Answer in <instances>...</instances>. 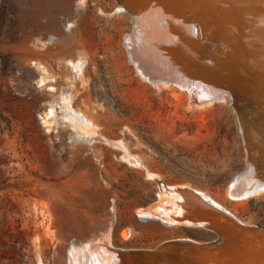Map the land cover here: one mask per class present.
Instances as JSON below:
<instances>
[{"label": "rangeland", "instance_id": "374dc122", "mask_svg": "<svg viewBox=\"0 0 264 264\" xmlns=\"http://www.w3.org/2000/svg\"><path fill=\"white\" fill-rule=\"evenodd\" d=\"M142 1L0 0V264H68L83 247L77 264H102L107 248L210 242L182 225L193 209L174 190L202 194L242 224L264 221V192L227 194L248 166L242 117L258 98L236 83L226 44L206 37L216 22L187 6L180 23L196 48L184 54L172 34L154 56L142 28L155 23L150 5L161 9Z\"/></svg>", "mask_w": 264, "mask_h": 264}, {"label": "bare ground", "instance_id": "6f19581e", "mask_svg": "<svg viewBox=\"0 0 264 264\" xmlns=\"http://www.w3.org/2000/svg\"><path fill=\"white\" fill-rule=\"evenodd\" d=\"M151 1L155 2V4H157L161 10L156 11L157 9H155V5H150L149 9L151 13L150 15L148 14V17H145L148 18V21L146 22L155 23H153L154 25L152 24L153 28H151L149 24L146 23L143 25L142 29L143 32L146 31L144 32L145 36H154V40L152 41L153 43L151 42V46H149V52L153 53L154 56L167 52V42L171 38L172 34H174L173 37L175 34L178 36V49H183L185 51L184 54H190L194 51V47L196 46L194 43L196 40L193 43V37L190 33V29L186 27L187 25L183 26L180 23L189 17L188 15H184V9L187 6L192 5L194 8L195 6L198 7L197 10L201 11L200 14L197 11L199 19L197 15L193 16H195V19L197 16L198 20H200V16H203V19L201 18L202 20L200 22H216V27L212 26L213 28H209L211 30H208L209 34L211 35L206 37L210 38L211 36L213 41L217 40V43L220 45V47V43L223 42L226 44V47H223L222 51L224 54L226 53L225 56H231V58L229 59V62H223L228 65L227 67L232 68L231 71L235 75L234 78L236 79V83L241 86L249 85L250 89L254 91L256 99L258 98V101L256 100L257 108H255L256 110L252 112V115L246 116V114L242 117L244 138L250 151L248 156V166L245 168V172H243V170V173H240L234 179H232L230 186L228 187L227 194L231 197V199L233 198L236 200L249 199L262 194L264 192V151L260 145L264 147V0H209L211 1L210 7L213 9L209 8V5L206 4L208 0L206 3L201 2L200 4L196 2V0H171L170 3L166 0ZM140 2L145 3L142 0H140ZM177 4L178 11H176ZM208 9H217L216 16L214 17L215 10L211 11L214 12L211 13L213 14L212 16L209 12H207ZM192 11L194 10L192 9ZM189 12L190 14L193 13L191 11ZM175 18H178V24H181L178 25L177 29L172 30L171 27L170 30H163L161 28L166 24L164 22L171 24V22H174ZM137 22H139V20ZM205 41H207V39ZM208 41L210 40L208 39ZM214 43H216V41ZM211 49L215 50L216 48L212 47ZM215 51H217V49ZM199 52H203L202 49ZM213 53L216 54L217 52ZM229 53L230 55H228ZM221 54L222 53L217 55L220 56ZM50 113V110L48 113H45L44 118L48 119ZM258 143L260 145H258ZM174 191L176 192H172V194L177 197L176 202L183 201L188 203L189 207H192L193 209V218L188 215V222H185L184 220L182 225H184L186 228H204L205 231H207V233L204 235V238L210 242L197 243L189 240H182L181 242L176 243L175 241H169L167 243L163 242L164 244L158 246L157 249L154 248L155 250L151 249L150 251H135L131 253L122 251L117 252L107 248L105 249L107 253H101L103 256L105 255V258L100 257V255H96V257L101 260L102 264H110V262H108L110 261V258H113V260H116L117 262L118 260L126 261L127 264H182L187 260L188 262L191 261V264H264V221L258 223L257 226L255 225V227H251V225L249 226L248 224H242L239 221H236L228 211L223 209L224 207L219 208L217 205L215 206L213 201H210L202 194L192 193L193 195H191L190 193H186L184 189L180 191ZM156 206L157 204H155L153 207H155V210H158L159 214H161L159 217L162 220H167V218L169 219L171 215L167 213L165 214L163 210ZM162 209L164 208L162 207ZM141 213L142 215L154 216L152 215L151 211H147L146 214H144L145 210H142ZM194 216L196 218H194ZM175 217L173 216L174 221L176 224H178V215L176 218ZM221 217L222 219H220ZM83 248L82 253H80L81 256L83 253H86L85 251L89 250L86 248V250H84ZM94 250L93 252H95ZM75 252L72 254V258L69 260L68 264H77L80 261L79 259V261L77 260V258H80V255H78L79 253L75 254ZM96 253L98 254V251ZM108 256L109 259L107 260ZM92 259L91 264H93ZM98 264H100L99 261Z\"/></svg>", "mask_w": 264, "mask_h": 264}]
</instances>
